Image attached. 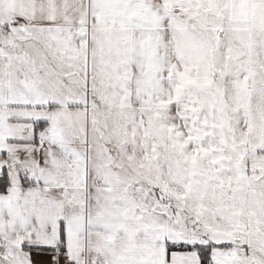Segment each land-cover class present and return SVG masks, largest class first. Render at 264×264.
I'll list each match as a JSON object with an SVG mask.
<instances>
[{"label":"crops","instance_id":"0c3cea01","mask_svg":"<svg viewBox=\"0 0 264 264\" xmlns=\"http://www.w3.org/2000/svg\"><path fill=\"white\" fill-rule=\"evenodd\" d=\"M177 4L0 0V264H163L205 247L167 240L179 221L160 192L178 197L146 185L145 160L118 144L109 163L91 143L118 105L169 98L154 72ZM92 101L106 105L103 126Z\"/></svg>","mask_w":264,"mask_h":264},{"label":"rangeland","instance_id":"374dc122","mask_svg":"<svg viewBox=\"0 0 264 264\" xmlns=\"http://www.w3.org/2000/svg\"><path fill=\"white\" fill-rule=\"evenodd\" d=\"M177 6L178 29L154 72L169 98L160 106L118 105L105 126L106 105L92 101L108 133L103 140L101 130L92 134L91 143L107 145L109 163L120 161L111 150L123 145L131 160H145L147 186L155 179L153 186L176 194L160 192L178 215V230L165 228L171 245L210 247L209 264H264V5ZM81 123L84 130L87 120ZM187 252L163 264H201L197 250Z\"/></svg>","mask_w":264,"mask_h":264},{"label":"trees","instance_id":"16d2710c","mask_svg":"<svg viewBox=\"0 0 264 264\" xmlns=\"http://www.w3.org/2000/svg\"><path fill=\"white\" fill-rule=\"evenodd\" d=\"M9 186V176L7 173H3L0 175V192H5ZM199 251V255L201 257V264H208L211 260L210 256V247L205 249V247H197L196 248ZM53 250V249H49Z\"/></svg>","mask_w":264,"mask_h":264}]
</instances>
